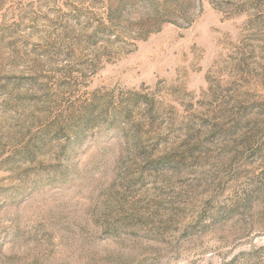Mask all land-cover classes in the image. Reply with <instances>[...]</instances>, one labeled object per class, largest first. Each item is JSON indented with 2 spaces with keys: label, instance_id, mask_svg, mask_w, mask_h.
Returning a JSON list of instances; mask_svg holds the SVG:
<instances>
[{
  "label": "rangeland",
  "instance_id": "1",
  "mask_svg": "<svg viewBox=\"0 0 264 264\" xmlns=\"http://www.w3.org/2000/svg\"><path fill=\"white\" fill-rule=\"evenodd\" d=\"M0 264H264V0H0Z\"/></svg>",
  "mask_w": 264,
  "mask_h": 264
}]
</instances>
